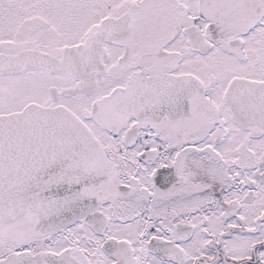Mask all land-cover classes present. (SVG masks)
Returning a JSON list of instances; mask_svg holds the SVG:
<instances>
[{"label":"snow or ice","instance_id":"1","mask_svg":"<svg viewBox=\"0 0 264 264\" xmlns=\"http://www.w3.org/2000/svg\"><path fill=\"white\" fill-rule=\"evenodd\" d=\"M0 264H264V0H0Z\"/></svg>","mask_w":264,"mask_h":264}]
</instances>
